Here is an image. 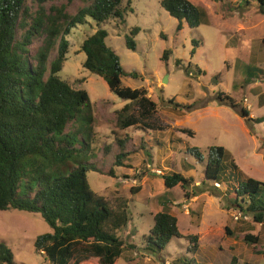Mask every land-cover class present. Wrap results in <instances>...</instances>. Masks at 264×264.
Here are the masks:
<instances>
[{
    "label": "rangeland",
    "instance_id": "1",
    "mask_svg": "<svg viewBox=\"0 0 264 264\" xmlns=\"http://www.w3.org/2000/svg\"><path fill=\"white\" fill-rule=\"evenodd\" d=\"M128 1H122L125 22L112 18L103 27L123 69L139 74L122 76V84L144 87L157 104L155 113L142 119L150 127L140 123L123 128L117 111L129 100L83 67L86 54L81 43L97 29L92 18L71 29V47L60 71L62 79L87 90L92 102L93 134L86 136L91 150L78 154L81 164L89 167L91 188L111 203L120 197L129 200L131 220L120 235L135 247L125 248L116 264H229L233 255L238 264H264L263 254L243 240L247 232L257 235L258 248L264 250V223L249 215L236 220L232 196L233 188L248 177L264 182V120L248 121L241 114L244 107L252 118L264 117V14L257 0H190L207 10L210 23L190 27L184 21L181 30L179 20L162 7L161 0H131L130 6ZM62 2L66 0L56 3ZM83 5L74 0L67 11L75 15ZM134 27L139 29L136 50L126 45ZM40 44L35 42L32 52ZM165 50L167 59H163ZM225 96L237 106L222 99ZM130 112L139 115L138 105L132 104ZM186 129L192 134L183 132ZM215 146H223L228 154L220 185L204 177L210 148ZM122 150L128 156L116 166ZM111 168L114 176L109 175ZM171 172L183 174L188 185L167 189L163 175ZM134 188L140 190L133 193ZM165 191L174 201L172 212L183 236L173 237L162 251H153L146 249L145 236L160 207L158 196ZM51 231L40 213L0 210V243L13 251L16 264H50L34 243ZM190 234L199 236L198 252L188 250L185 236Z\"/></svg>",
    "mask_w": 264,
    "mask_h": 264
},
{
    "label": "trees",
    "instance_id": "2",
    "mask_svg": "<svg viewBox=\"0 0 264 264\" xmlns=\"http://www.w3.org/2000/svg\"><path fill=\"white\" fill-rule=\"evenodd\" d=\"M57 1L60 0H0V210L14 208L41 214L52 231L39 235L34 244L50 264H116L125 248L135 247L126 244L120 235L131 220L129 200L120 197L111 203L94 191L88 180L89 167L78 158L80 152L91 150L86 136L93 134L94 114L87 90L72 86L60 76L71 47V29L86 23L87 17L96 22L97 29L81 43L86 54L83 67L102 77L116 95L129 100L117 111L123 128L140 123L150 127L142 119L155 113L157 104L144 87L122 84V76L139 74L126 72L106 41L108 31L103 25L112 18L125 22L123 0H80L84 5L75 15L67 11L74 0L61 4ZM257 2L259 12L264 14V0ZM160 3L179 20L178 30L184 21L190 27L210 23L207 10L190 0ZM138 30L134 27L126 36L129 49L136 50ZM37 41L41 44L32 52L31 46ZM168 54L165 50L163 59ZM261 97L264 103V94ZM222 99L237 106L229 96ZM132 104L138 105L139 115L130 112ZM241 114L248 121L264 120L252 118L244 107ZM186 131L192 134L183 130ZM126 142L120 140L122 146ZM195 151L203 161L200 150ZM128 153L122 150L117 154L115 165H123ZM227 156L223 146L210 148L205 179L219 181ZM92 168L105 173L96 165ZM109 175L114 176L113 168ZM163 178L167 189L189 183L179 172L164 174ZM233 189L237 211L251 216L256 223H264V182L248 177ZM139 190L134 188L132 192ZM158 199L159 210L145 236L146 249L153 251H162L173 237L183 236L168 192ZM185 237L190 242L188 250L198 252L199 236ZM243 240L264 256V250L258 248L259 236L247 232ZM0 264H16L13 251L4 243H0ZM229 264H238V258L233 255Z\"/></svg>",
    "mask_w": 264,
    "mask_h": 264
},
{
    "label": "built area",
    "instance_id": "3",
    "mask_svg": "<svg viewBox=\"0 0 264 264\" xmlns=\"http://www.w3.org/2000/svg\"><path fill=\"white\" fill-rule=\"evenodd\" d=\"M216 184H218V183H216ZM233 216H234V218H235L236 220H239V219H248L247 215L243 214L241 211L235 212V213L233 214ZM261 224H262V223H261Z\"/></svg>",
    "mask_w": 264,
    "mask_h": 264
},
{
    "label": "crops",
    "instance_id": "4",
    "mask_svg": "<svg viewBox=\"0 0 264 264\" xmlns=\"http://www.w3.org/2000/svg\"><path fill=\"white\" fill-rule=\"evenodd\" d=\"M216 183H218V185H220V183H219V182H216Z\"/></svg>",
    "mask_w": 264,
    "mask_h": 264
}]
</instances>
